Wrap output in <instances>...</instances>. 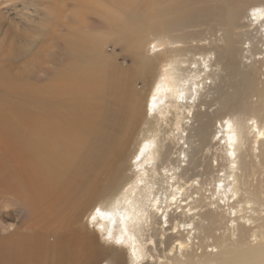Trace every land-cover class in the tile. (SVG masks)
I'll list each match as a JSON object with an SVG mask.
<instances>
[{"label":"bare ground","instance_id":"obj_1","mask_svg":"<svg viewBox=\"0 0 264 264\" xmlns=\"http://www.w3.org/2000/svg\"><path fill=\"white\" fill-rule=\"evenodd\" d=\"M43 4L54 18L15 7L32 35L0 13V139L21 142L0 140V186L34 222L0 246L21 245L17 264H149L159 245L165 264H264V0ZM87 5L77 31L56 21ZM101 19L130 67L84 34ZM43 216L65 219L56 245L32 234Z\"/></svg>","mask_w":264,"mask_h":264},{"label":"rangeland","instance_id":"obj_2","mask_svg":"<svg viewBox=\"0 0 264 264\" xmlns=\"http://www.w3.org/2000/svg\"><path fill=\"white\" fill-rule=\"evenodd\" d=\"M46 1H52V0H46ZM99 1H103V0H99ZM44 0H0V13H3L4 16L2 17L1 20H3L4 22H6L7 20L9 21L10 24H12L13 26H15L17 23L19 25V28H15L14 30H16L18 33L20 34H31L30 31H21V26L20 25H24L21 23V21H18L19 18V11L16 12L15 7L18 5V8L21 7V5L23 7L27 8V4H31L30 6H28V8L34 9V10H43L45 11L48 15H50V17L54 18L57 14L56 10H52L47 8L44 4H43ZM105 2V0H104ZM72 8V7H71ZM260 8H264V6L260 7ZM58 9V8H57ZM79 9V8H78ZM91 11L94 13L93 17L97 16L95 15V10L88 6L85 8L84 13L79 9L77 11V9L75 8L71 14V21H67L64 18V13H62V17H60V19H57L56 21L61 20V22H65L68 28H74L75 31L78 30V24L74 23L75 21L79 20V17L83 16L85 17L88 16H92ZM26 12H28V9L26 10ZM81 12V13H80ZM81 14V15H80ZM88 14V15H87ZM77 18V19H76ZM17 19V20H16ZM73 20V21H72ZM15 21V23H14ZM93 21L96 20H91L88 22V25L90 28H93ZM101 23H97L95 25V27L92 29H85L84 34H88V35H104V36H108L110 37L109 39V43L107 45L104 46V50H106L108 52V54L110 56H114L115 60L123 65V67H130L132 65V50L130 48V44H127L125 39L122 37H118L117 35V27L116 24L114 22L109 21L108 19H101ZM71 22V23H70ZM73 22V23H72ZM7 25L9 26V23L6 22ZM142 29L143 32L147 31V27L146 26H142L140 27ZM53 27L51 26H47L46 25V30L50 31L52 30ZM141 31V30H140ZM77 33V32H76ZM63 36H65L66 38H71L74 39L76 34H67V33H63ZM152 40H150L149 42H151ZM148 42V44H149ZM153 47V45L151 46ZM64 54L62 57H60L61 61L66 60L67 57L70 56L69 53H66V51H64ZM48 54L45 55V58H47ZM71 57V56H70ZM49 58L50 56L46 59L47 62H49ZM114 60V61H115ZM210 81V80H209ZM211 85L215 86L214 81L211 83ZM138 88L142 89L143 88V84L142 83H138ZM0 140H6V145H10V146H15L17 145L18 147H21V142L18 141H14V140H9V139H0ZM163 154V153H162ZM2 156H8L6 154H2ZM214 165H216V162L213 163ZM20 172V171H19ZM1 180H3L2 174H1ZM0 180V181H1ZM6 181V180H4ZM10 183V182H7ZM12 184V183H11ZM14 185V184H13ZM87 207L82 204V217H81V221L83 222V224L86 223V218H87V214H88V203L86 202ZM58 212H61L60 208H58ZM38 216V215H37ZM44 218L38 219L37 221L40 223V225L35 224V227H37L35 229V227L33 228V235L35 236H42V238H44V240H47V242L51 245H56L57 243V235L56 230L53 227L55 226L56 228L59 227L58 231L60 232V229L62 231H64V228L61 227V225H63V220H61V222H59L58 224H56L55 222H51L48 221L46 218L47 216H43ZM66 218V217H64ZM28 218L25 219H21V197L18 196V194L13 190L12 187L7 186L5 183L0 186V239H4L7 237L12 236V234L14 235L16 232L21 234V230L22 231H26V232H30L28 229L29 224H34L33 220H31L30 218L27 220ZM25 222V224L23 225V223ZM37 222V223H38ZM25 226V227H24ZM77 226V225H75ZM51 228V229H50ZM57 231V232H58ZM44 233V234H43ZM38 244H40V239L36 238ZM97 244V243H96ZM214 244L212 242V239H207L206 241L202 242V245L200 246V244L196 243V246L194 247V252H196L197 254H201V252H211L213 251V253H215L214 251H216L217 249H213ZM113 249H117L118 251H123L121 249L118 248H113ZM21 252V245H15L13 246V242H10L8 244H6L5 247H1L0 246V264H17L15 262L17 255ZM166 250H164L163 246H157V247H152L151 249V255L153 257H155L154 261H150L149 264H165L166 259H164V256ZM105 256H110L111 255V251H104ZM124 257H125V264H130L129 260L126 259V253L124 252ZM109 260V257H105L103 258L100 263L103 262H107ZM127 260V261H126ZM21 264V262L19 263ZM106 264V263H103Z\"/></svg>","mask_w":264,"mask_h":264},{"label":"snow or ice","instance_id":"obj_3","mask_svg":"<svg viewBox=\"0 0 264 264\" xmlns=\"http://www.w3.org/2000/svg\"><path fill=\"white\" fill-rule=\"evenodd\" d=\"M97 211L99 212V209H97Z\"/></svg>","mask_w":264,"mask_h":264}]
</instances>
